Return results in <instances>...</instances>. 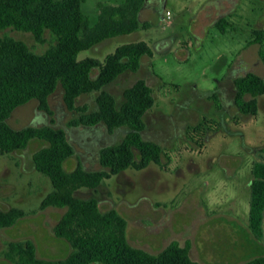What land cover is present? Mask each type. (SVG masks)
<instances>
[{"label": "rangeland", "instance_id": "1", "mask_svg": "<svg viewBox=\"0 0 264 264\" xmlns=\"http://www.w3.org/2000/svg\"><path fill=\"white\" fill-rule=\"evenodd\" d=\"M98 1L121 0H85L83 12L92 20ZM166 11L170 20L163 19ZM220 17L230 22L224 33L214 27ZM138 20L149 26L106 39L78 58L103 59L121 44L140 40L149 44L152 57H142L137 72L119 75L105 89L120 103L123 90L137 79L152 88L154 104L144 115L142 137L163 148L161 163L129 168L104 180L95 192L80 189L75 195L95 197L101 211L116 210L127 222L128 242L150 253L177 241L189 242L190 258L197 264H239L264 255V218L259 239L248 228L251 168L264 162V94L257 97L255 116L240 114L233 100L236 77L253 72L264 78L261 46L247 43L255 30L264 37V0H145ZM3 35L36 53L51 44L48 31L43 43L31 33L10 28L1 30ZM62 94L58 85L48 97L50 113L31 100L14 109L7 122L14 129L42 125L63 129L74 149L64 168L81 164L98 170L99 150L119 142L126 130L110 133L103 124L70 125L78 113L66 108ZM95 96L82 95L76 104H86L91 111ZM205 121L206 132L197 135L190 130ZM44 145L32 140L24 149L0 156V210L16 207L24 213L13 226L0 228V264H12L4 257L12 241H31L36 256L46 260L63 259L71 251L53 234L65 210L39 208L51 184L34 169L32 154Z\"/></svg>", "mask_w": 264, "mask_h": 264}, {"label": "trees", "instance_id": "2", "mask_svg": "<svg viewBox=\"0 0 264 264\" xmlns=\"http://www.w3.org/2000/svg\"><path fill=\"white\" fill-rule=\"evenodd\" d=\"M84 2L0 0V31L10 28L28 32L37 43L44 42L45 31L51 36V44L43 53H36L7 35L0 36V156L22 150L32 140L45 142L32 154L34 169L51 184L39 208L65 210L54 225L53 234L71 247L65 258L46 260L36 256L31 241H12L7 243L4 257L12 264H197L190 258L189 242L180 245L171 241L156 254L132 246L122 215L114 209L101 211L93 196L75 195L80 189L95 192L104 180L129 168L142 170L150 163L160 164L164 154L158 143L142 137L144 115L154 104L153 90L147 82L140 78L124 89L120 103L105 89L119 75L137 72L142 57H152L149 44L143 40L121 44L103 59L78 58L82 51L106 39L146 29L149 24L138 20L145 0L98 1L94 20L83 12ZM214 27L224 33L230 22L220 17ZM263 39V32L255 30L247 43L261 46L259 56L264 62ZM58 85L66 108L78 113L70 125L103 124L110 133L119 128L126 130L119 142L99 150L98 170H86L81 164L72 170L64 168L74 149L63 129L51 125L14 129L7 122L14 109L31 100L38 102L39 110L50 113L47 100ZM233 85L238 112L255 116L257 97L264 94V78L247 72L236 77ZM94 93L95 107L91 111L86 104H76L82 95ZM205 124L206 121L200 122L190 130L199 135L208 130ZM251 174L248 228L259 239L264 218V162H255ZM23 215L16 207L0 210V228L13 226ZM239 264H264V255Z\"/></svg>", "mask_w": 264, "mask_h": 264}, {"label": "built area", "instance_id": "3", "mask_svg": "<svg viewBox=\"0 0 264 264\" xmlns=\"http://www.w3.org/2000/svg\"><path fill=\"white\" fill-rule=\"evenodd\" d=\"M170 18H171V17H170V12H169V11H166V12H165V15L163 16V19H164V20H170Z\"/></svg>", "mask_w": 264, "mask_h": 264}]
</instances>
